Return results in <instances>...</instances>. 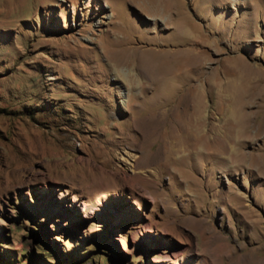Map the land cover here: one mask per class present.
<instances>
[{
	"label": "rangeland",
	"instance_id": "rangeland-1",
	"mask_svg": "<svg viewBox=\"0 0 264 264\" xmlns=\"http://www.w3.org/2000/svg\"><path fill=\"white\" fill-rule=\"evenodd\" d=\"M145 61L175 84L141 79ZM238 99L249 126L233 140ZM106 158L105 185L82 181ZM256 254L264 0H0V264Z\"/></svg>",
	"mask_w": 264,
	"mask_h": 264
},
{
	"label": "bare ground",
	"instance_id": "bare-ground-1",
	"mask_svg": "<svg viewBox=\"0 0 264 264\" xmlns=\"http://www.w3.org/2000/svg\"><path fill=\"white\" fill-rule=\"evenodd\" d=\"M155 10V9H154ZM149 58V57H148ZM148 58H146L148 61H150V62H155V59H148ZM125 60V59H124ZM127 60V59H126ZM125 60V61H126ZM131 61H129V60H127V62H129L130 64L132 63V65H134L135 63H134V60H133V62H132V59H130ZM134 63V64H133ZM145 63H147V64H144L145 65V67H144V73L143 74H145L143 77H141V79L142 78H144L145 80H148V78H149V76H150V80H157V81H159L160 82V84H161V87H164V89H166L167 90V88H168V85L166 84V83H169V82H171L172 84H173V82H174V84H175V81H177V79L176 78H173V76H172V73L168 70V68L167 69H164L163 70V72H161V69L160 68H157V66H152V67H154V68H152L151 66H150V64L147 62V61H145ZM135 66V65H134ZM139 71V70H138ZM140 73V72H139ZM141 75H139V77H140ZM147 76H148V78H147ZM133 80H136L137 82H138V79L136 78V75H134L133 76ZM137 82H136V84H137ZM139 83V82H138ZM172 86V85H171ZM226 88H228V87H226ZM227 92H228V90H227ZM230 95V94H229ZM226 96V95H225ZM231 96H232V93H231ZM233 98V97H232ZM229 100H231V98L229 99ZM242 110H243V105H242V103H241V101H239V99H238V101H231V103H229L228 104V106H227V108H226V112H225V116L226 117H228V118H231L233 121H235L236 122V124H237V127L236 128H233V130H232V139L233 140H236L237 139V137L241 134V132H243V130L242 129H247L248 128V126H249V124L247 123V120H243L242 119V117H241V112H242ZM203 113V110H202V104H201V102H200V100L198 101V100H196V106H195V108H194V110H193V112L190 114V116L189 117H187V122L189 123V126H190V128H192V129H195L196 131L197 130H199L200 129V127H201V125H202V123L200 122V120H202L203 118H202V114ZM188 116V115H187ZM247 119V118H246ZM194 120V121H193ZM241 120L243 121V122H246V123H242V124H244V126H242L241 127ZM191 121H193L192 123H191ZM203 130V129H202ZM205 132H210V129H208V130H206ZM231 139V138H230ZM107 159V158H106ZM107 162H108V159L107 160H104V161H102L101 163H100V166H98L97 168L99 169L98 170V172H94V173H92V171L90 172V174L91 175H84L83 173H81L80 174V177L81 178H84L82 181H85L86 179L87 180H89V179H92V182L90 183V187H92V188H95V187H99V186H103V185H105L104 184V181H101L100 179L99 180H96V178H97V175H101V174H106V166H108L107 165ZM91 165V164H90ZM114 165V164H113ZM84 166V165H83ZM92 166V165H91ZM96 166V165H95ZM79 167V166H78ZM78 167L76 168V169H78ZM85 167H87V166H85ZM79 171V170H78ZM87 171V170H86ZM90 171V170H89ZM82 172V171H81ZM106 178H107V175L105 176ZM138 177V176H137ZM209 242H211L210 241V238H209ZM261 243V242H260ZM259 243V244H260ZM209 246H210V244H209ZM262 246V245H261ZM252 248V247H251ZM253 249V252H258L259 250H261V248L258 246V247H255V249L254 248H252ZM252 249H250V251L249 252H252ZM257 255V254H256ZM258 257V258H257ZM257 257H255V259H259V261L258 260H256V262L255 263H251V264H261V262H262V258L260 259V257H259V255H257ZM249 259V258H248ZM247 264V263H246Z\"/></svg>",
	"mask_w": 264,
	"mask_h": 264
}]
</instances>
